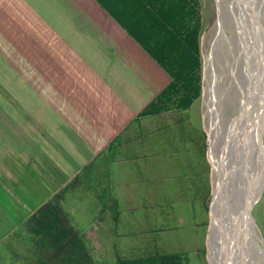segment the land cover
Segmentation results:
<instances>
[{
    "label": "rangeland",
    "instance_id": "rangeland-1",
    "mask_svg": "<svg viewBox=\"0 0 264 264\" xmlns=\"http://www.w3.org/2000/svg\"><path fill=\"white\" fill-rule=\"evenodd\" d=\"M54 4V0H0V21H2L0 24V100H3L0 101V131L2 132L0 143H9L8 128H25L29 124L25 121L32 117L30 114L27 116L25 110L24 115L22 114L24 108L23 105L21 106V95L24 93V87L21 86V82L27 74L31 78L32 74H35L33 78H37L39 69L26 70L27 63L37 64L42 60L50 64L58 61V65H75L72 69L50 71L51 77L57 80L56 86L61 87L56 89L58 98L66 101L65 94L69 92V89L74 94L85 93L88 98L86 105L93 106L94 112L90 114L91 117L95 121L108 123L110 133L115 132L111 141L107 142L108 144L87 142L89 150L96 153L94 158L103 150L108 151L109 143L120 142L122 145L115 156L122 158L121 165L116 166V170L119 167L122 174L117 175V182L112 175L114 194L122 209L121 220L114 223L108 215L102 214L103 210L97 207L93 192L88 190L82 189L69 193L71 198H68L69 202L65 204L73 223L86 234L95 252L97 251L95 254L97 262L112 263L116 260L117 254L131 258L149 252H182L189 255L193 264H218L221 253V250H218V244L220 247L222 244L225 246V243L227 245L231 233L226 232L228 228L226 220L220 221L223 224L221 228H216L217 231L213 228L216 207L213 195L216 182L221 178L214 172L215 169L210 160L208 129L212 131V126H217L222 133L217 147L218 154L222 156V166H224L229 155L234 158L235 147L238 148L239 145L236 144L234 147L232 143L237 138L238 129H241L246 114L251 113V108L249 110L245 108V101L255 102L257 94L261 99L263 91H261L263 87L261 80L258 79L262 72L259 76L257 74L260 60L250 54L252 60L248 67V60L242 53L243 28L241 26L237 29L233 28L231 16L234 13L230 6L228 11L229 0H202L204 21L201 35L202 96L193 103L190 110L168 112L161 116L140 120H134L136 114L154 99L171 77L95 0L91 4L101 17L96 16L88 23L66 22L64 19L61 21L55 17L58 14H54ZM66 7L69 8L68 5ZM222 8L226 12L225 29L216 36L213 28ZM42 21L45 32L39 30V23ZM239 24L241 23H235L237 26ZM55 30L61 32L62 37L59 40L46 37L51 36ZM7 34L8 37L5 36ZM99 36H104L106 40ZM104 41L114 49L115 53L105 52ZM6 43L13 47L8 46L5 49ZM53 48L65 49V52L57 54ZM43 49L47 52L46 55L39 54ZM239 53L241 57H238ZM81 59L82 61L79 62ZM208 60H212L213 64L212 62L207 64ZM76 65H79L78 68ZM109 83L110 85L107 86ZM206 87L214 100L207 99L209 90ZM54 89L53 86L52 90ZM12 93L18 97V102L14 103V111L10 113L8 110L13 107L10 105L9 108H5L7 103L4 101V96L11 97ZM45 94L46 99H49L48 96L51 93ZM105 94L109 95V100L113 98L116 107L115 111H108V114H105V102L102 100ZM75 98L71 97L69 102L76 104ZM100 103H103V108ZM37 104V102H30V108L36 109ZM76 109L69 113L70 117L77 115L76 118L71 119L75 121L76 126L83 129L84 125L91 124L80 114V105ZM216 117H218L217 123ZM260 125L254 149L250 155L242 157L240 166L242 169L229 174L223 193L230 195L229 201L232 204L234 202L240 205L244 197H248L249 194L253 199L256 198L254 202H257L252 210L255 221V224L252 222V226L256 231L253 245H261L263 248L264 136L260 141V133L264 130V122ZM90 129L91 138H99L98 128L90 127ZM202 131L205 132V137ZM241 133L244 134L245 131L242 130ZM81 134L84 138L83 132ZM124 139H126L125 142ZM212 139L214 143L215 139ZM204 142H206L205 155L202 152ZM103 146L101 151L96 148ZM83 153L80 151L79 155ZM85 156L89 157L87 154ZM254 180H256L255 186L250 188ZM70 181L66 184L63 181V184L67 185ZM206 182L209 183L210 188L207 210L200 203L204 200ZM36 193L37 191L34 197L27 198L25 202V198L21 197L24 194L22 190L18 192L12 187L7 192L9 199L16 203L23 201L28 205L29 210L39 206L50 191L47 193L43 190L38 195ZM186 193H189V196ZM9 199V203L13 204ZM193 199L198 202H192ZM192 203L195 204V208ZM4 204L7 203L0 201V207ZM160 205H165L166 208ZM222 210L223 207L220 206V212ZM3 235L4 227L0 226V240ZM19 235L22 237V233ZM21 239L19 238L18 242ZM15 245H0V248L5 246L9 250L5 257L9 258L8 262L2 263L0 258V264H29L32 254L27 249L23 250ZM5 247L1 250V254L6 252ZM30 247H32L31 242H28V249Z\"/></svg>",
    "mask_w": 264,
    "mask_h": 264
},
{
    "label": "trees",
    "instance_id": "trees-1",
    "mask_svg": "<svg viewBox=\"0 0 264 264\" xmlns=\"http://www.w3.org/2000/svg\"><path fill=\"white\" fill-rule=\"evenodd\" d=\"M96 1L171 77L138 113L136 120L190 110L203 92L202 0ZM202 134L205 137L204 131ZM117 143L110 144L108 151L103 150L27 220L24 233L30 237L28 241L32 246L28 249L32 254L29 264L100 263L93 244L73 223L65 204L71 198L69 193L88 190L93 192L102 214L108 215L114 223L121 220L122 209L112 180V167L119 149ZM205 151L206 142L202 149L204 155ZM208 184L206 182L204 200L200 201L205 210L210 198ZM21 231L17 236L23 233ZM116 257L114 262L104 264H193L189 255L182 252H149L131 258L117 254Z\"/></svg>",
    "mask_w": 264,
    "mask_h": 264
},
{
    "label": "crops",
    "instance_id": "crops-1",
    "mask_svg": "<svg viewBox=\"0 0 264 264\" xmlns=\"http://www.w3.org/2000/svg\"><path fill=\"white\" fill-rule=\"evenodd\" d=\"M67 2H69V4H67ZM91 2H93V0H54V14H58L55 15V17L61 19V21H63L64 19L66 22H91L90 20L92 18L94 19L96 16L101 17L96 12V9L93 7ZM96 3L101 7V5L97 1ZM67 5L69 6V8L66 7ZM101 8L105 10L103 7ZM105 12L109 16H111L106 10ZM112 19L116 21L113 17ZM1 22L2 21H0V24ZM104 23L106 25L105 21ZM74 25L75 28H77V25ZM93 26L95 25L93 24ZM110 27L112 26L110 25ZM44 29V22L42 21L39 23V30L45 32ZM92 30L98 31L94 29ZM125 32L127 33L126 30ZM82 34H84V32H82ZM5 36L8 37V34ZM46 37L57 38L59 40L62 36L59 30H55L51 36ZM99 38L105 39L104 36H99ZM62 43L65 44L63 41ZM103 45L105 46V52H107L108 54H110L111 52L115 53L114 49L110 48L109 44L106 41H104ZM5 46V49L8 46L13 47L9 43H6ZM53 49L57 54H59L60 52H65V49ZM79 50L82 52L80 48ZM102 52H104V49H102ZM39 54L46 55L47 52L43 49ZM81 61L82 59L79 62ZM78 66L79 65H76L77 68ZM26 67V70H29L30 68L33 71L39 69L38 73L36 74L38 75L37 78H33L35 77V74H32V78L28 77L27 74V77L23 78L21 82V86L24 87V93L21 95V106L23 105L24 108L22 110V114L24 115L25 110V114L27 116L30 114L32 115V117L31 119L28 118L29 120L25 121V123L29 122V124H27V127L25 128L14 129L12 126H10L13 129L8 128L9 143H0V201H5L7 203L0 207V226L4 227V235L2 240H0V245L4 244L5 246H7V244H16L15 247H17L18 245L23 250H28V239L30 238L26 232L24 233V225L27 220L44 203H46L51 197L59 192L61 187H63L68 181H72L73 178L83 169V166L86 163L95 159L94 156L96 153H93L89 150L90 147L87 145V142H102V144H104L110 142L115 134V132H113L112 134L110 133L108 123L95 121L91 117L90 114L94 112L92 110L93 106L91 104L86 105V101L88 100V98L87 96H85V93L81 95L74 94L69 89V92L65 94L66 101H62V98H58L59 96L56 89H61V87L56 86L57 80L56 78L51 77L50 71L52 69H56L57 71L72 69L75 67V65H58V61L50 64L41 60V62L39 61L37 64L27 63ZM58 80L62 79L58 78ZM112 83L116 84L115 82ZM109 85L110 83L107 86ZM53 86L55 87L54 90H52ZM45 93H51L48 96L49 99H46L47 96ZM12 94L13 95H11V97L7 95L4 96V101H6L7 103L5 108H9L10 105L13 107L12 109L8 110V112L10 113H13L14 111V103L18 102V97L15 96L14 93ZM71 97H76V104H71L69 102ZM84 98L85 101H83ZM102 100L103 102H105V114H108V111H115L116 107L113 98L112 100H109V95L105 94L102 96ZM30 102H37V108H30ZM100 104L103 108V103ZM79 105L80 114H82V117L84 119L91 123L84 125L83 129L77 127L75 121L71 120L72 118H76L77 115L75 114L74 117H70L69 115L70 111L75 110ZM138 113L134 117V120L136 119ZM71 114L74 113L71 112ZM90 127L98 128L99 138H91L92 134ZM81 132H83L85 139L83 138ZM0 134H2L1 131ZM126 139H124V142ZM116 145L119 149L122 146L120 142H118ZM96 148L99 149L98 151H101L103 150L104 146ZM80 151L89 155V157H86L84 153L79 155ZM121 163L122 158L116 157L114 159L112 175L115 182H117V175L122 174L119 167L116 170V166L121 165ZM63 181H65V184H63ZM62 184L63 186H61ZM12 187L16 188L18 192L20 190L24 192L21 197L25 198V202L27 198L30 199L32 196L34 197V193L36 191L37 195L43 192V190H45L47 193L50 191V194H47L42 202H40L39 206H36L35 208L29 210L28 205L23 201L21 203H16L12 201L11 198L9 199L7 192L10 191ZM8 199L13 204L9 203ZM20 230H23L21 231L23 232L22 237L21 235L17 236V233ZM19 238H22L20 242H18ZM4 247L0 248V258L2 263L8 262L7 259L9 260V258H5L9 252L6 247V252L1 254V250Z\"/></svg>",
    "mask_w": 264,
    "mask_h": 264
},
{
    "label": "bare ground",
    "instance_id": "bare-ground-1",
    "mask_svg": "<svg viewBox=\"0 0 264 264\" xmlns=\"http://www.w3.org/2000/svg\"><path fill=\"white\" fill-rule=\"evenodd\" d=\"M227 6H228V11L230 6L231 10L233 11L232 13H234V15L232 16L228 13V15H230L233 19L231 20L234 25L233 28L237 29L240 26L243 28L244 49L242 53H243V57L246 56V59L248 60L247 63L248 67L252 60L250 54H253L255 57H257V59L260 60V65L258 67L257 74L259 76L260 73L262 72L258 79L261 80L263 86L261 87V91L262 90L263 91H262V98L260 99L257 94V89L255 88V92L257 94V100L255 102L251 100L245 101V108L247 110L251 108V113L246 114V117L242 121L241 129H238L237 138L232 143L234 147L236 146V144L239 145L238 148L235 147V153L233 154L234 158H231V155H229L225 160L224 166H222L223 164L222 156L221 154L220 155L218 154L219 149L217 147L219 139L222 138V133L220 130L217 129V126L215 127L212 126L213 127V128L211 127L213 129V130L211 129L212 131L208 129L210 136V149H209L210 160L213 164V168L215 169L214 172H216L217 176L221 178L218 179L217 180L218 183H216V190H215L216 207H215V218H214L213 228L215 229V231H217L216 228L217 227L221 228V224H223L220 223V221L226 220L228 226L226 232L228 231L231 233V237L229 238V243H227V245L225 243V246L222 244L220 247V245L218 244V250L219 249L221 250V253L219 254V258H218L219 259L218 264H223L226 251L228 250L229 247L235 264H259L261 262V259H263L261 264H264L263 248L258 246L257 244L253 245V240L256 238V231L252 226V222L255 224L253 217L247 216L245 219H242V211H241L242 206L239 204H235L234 202L232 204L229 201L230 195L224 194L221 190V189L223 190L225 189L226 186L225 183L227 182L226 179L228 178L229 174L231 175V172L234 173L240 171L239 169L241 168L240 166H241L242 157L251 154L252 149H254L253 147L255 145V139L257 140L256 134L259 132V129L261 128L260 124L263 123L260 106H262L261 104L264 101V36L261 33L260 27L255 24L254 18L256 15L259 19L264 21V0H229V5ZM225 14H226L225 9L222 8L221 13H219L217 23L213 28L214 35L216 36H218L225 29V20H226ZM236 22L241 24L237 26L235 25ZM237 48L239 50L238 46ZM238 57H241V54ZM209 62H212V60H208L207 64ZM209 86H211L210 83ZM252 86L255 87L253 84ZM208 94L209 96H207L208 97L207 99H212L210 95V90ZM212 100H214V98ZM213 113L215 114V109ZM216 120L217 123L218 117H216ZM242 130L245 131L244 134L241 133ZM212 138L215 139L214 143ZM250 163L251 162L249 161V164ZM256 202H254L253 207L256 204ZM220 206L223 207L222 212H220ZM240 206H241V210H240ZM221 233H223L222 229H221ZM212 235H213V231H212Z\"/></svg>",
    "mask_w": 264,
    "mask_h": 264
},
{
    "label": "water",
    "instance_id": "water-1",
    "mask_svg": "<svg viewBox=\"0 0 264 264\" xmlns=\"http://www.w3.org/2000/svg\"><path fill=\"white\" fill-rule=\"evenodd\" d=\"M254 21H255V24L260 27L261 33L264 36V21L259 19L256 15H255ZM261 105L262 106H260L261 107L260 110L262 112L261 115H262V119H263V122H264V101H263V103ZM208 135H209V132H208ZM263 136H264V130L261 131V133H260V141H262L261 139H263ZM262 171L264 172V165H263V170ZM244 178L246 179V182L248 183V179L246 178V176ZM253 182H254L253 184H250V188L255 186L256 180H254ZM216 183H218V182H216ZM221 190L223 192V189H221ZM215 193H216V191H214L213 200L215 198ZM253 204H254V199H253V197L250 194H249L248 197L244 198V200L240 204L242 206V210H241V206H240V210L242 211V219H245L247 216H252L253 217V214H252ZM211 206H212V204H211ZM211 206H210V215H211ZM253 220H254V218H253ZM260 247H261V245H260ZM263 250H264V247H263ZM260 251H261V249H260ZM262 260L263 259H261V262H262ZM261 262L259 264H261ZM223 264H235L234 261H233V257L231 255V252H230V247L226 251V255H225V258L223 260Z\"/></svg>",
    "mask_w": 264,
    "mask_h": 264
}]
</instances>
